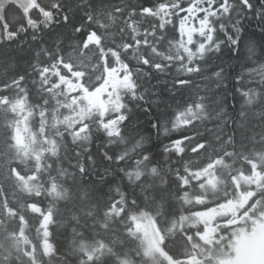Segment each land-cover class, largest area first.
I'll use <instances>...</instances> for the list:
<instances>
[{"label":"snow or ice","instance_id":"6c2138e0","mask_svg":"<svg viewBox=\"0 0 264 264\" xmlns=\"http://www.w3.org/2000/svg\"><path fill=\"white\" fill-rule=\"evenodd\" d=\"M199 2L209 6L205 0ZM241 2L251 11L249 0ZM210 3L214 7L215 0ZM172 7L160 0L155 5L130 8L123 19L131 28V18L137 13L142 19L152 16L159 21L157 9ZM175 7L178 11L174 20L144 27L143 39L122 42L120 51L127 59L119 57V61L129 74L128 61L136 59L130 55L134 47L148 50V55L141 54L139 59L144 68L160 69L162 65L153 64L149 56L166 55L175 44L188 53L191 63L195 55L191 46L197 45L195 34L203 36V32L193 28L186 47L180 40L179 21L187 19L194 3L178 0ZM52 8L63 12V23H69L61 3H54ZM36 11L42 13L39 23L48 21L45 27L55 22L52 9L37 6ZM123 12V8L115 7L85 13L84 24L72 26L75 38L69 40L67 52L59 47L63 43L60 40L54 52L45 49L44 61H40L39 52L35 54L31 72L12 71L9 75L6 70V79L0 81V114L4 117L0 123V264H226L235 255L241 232L264 226V137L261 149L238 151L235 132L211 138L199 134V139L197 135H182V130L191 128L201 116L207 118V106L202 102L187 106L174 117L175 135L162 148L160 157L140 151L132 166L125 168L127 157L117 155L127 187L123 183L108 184L103 203L92 200L90 190L82 187L79 199L81 204L88 202L87 208L73 204L71 185L77 183V173L80 182L85 179L87 168L83 162L72 164L75 171L69 182V169L64 167L61 153L67 157L69 145L83 139L82 133L91 136L97 106L89 102V97L103 90L102 106H106L117 91L107 83L109 74L125 76L118 70L117 47L103 46L105 37H111V44L116 45V32L109 29L119 27L115 20ZM105 16L111 23H104L101 17ZM199 18L197 14L195 19ZM25 23L36 25L31 10ZM170 28L175 30L171 34ZM221 28L228 35L223 25ZM119 31L124 28L119 27ZM211 32L196 49L201 58L215 38L214 27ZM12 36L15 38L16 33ZM148 37L154 39L149 41ZM228 39L237 53L242 46L246 53L247 66L237 82L247 77V83L259 85L243 89L242 95L249 97L252 93L259 99L264 88V52L254 41L244 40L243 29L235 37L228 35ZM215 50H219V44ZM193 70L199 71V66L188 68L189 72ZM220 74L215 73L217 77ZM248 102L252 103L251 98ZM122 107H117L113 120L120 118ZM101 116L107 126L108 117ZM164 134H169L167 129ZM74 155L79 157L80 152ZM105 157L112 159L107 153ZM29 159L30 166L26 163ZM87 159L94 163L93 157ZM81 213L91 221L93 239L87 242L82 227H77L83 224ZM100 230L110 239L102 238ZM68 256L75 259L68 260Z\"/></svg>","mask_w":264,"mask_h":264},{"label":"trees","instance_id":"16d2710c","mask_svg":"<svg viewBox=\"0 0 264 264\" xmlns=\"http://www.w3.org/2000/svg\"><path fill=\"white\" fill-rule=\"evenodd\" d=\"M39 1L41 3V0ZM56 2L61 3L63 11L69 15L68 24L62 21L63 12H56L52 8ZM159 2L160 0H50L47 5L55 15V22L48 27H45L47 20L39 23L40 19L36 12L31 13L36 25L25 23L17 6L9 2L0 12L6 19H10L9 16L18 17L15 22L9 20V27H7L11 33H16V37L13 38L12 35L7 34L5 39L0 41V81L6 79V70H9V75L12 71L31 72L33 62L36 60L35 54L39 52L40 61H44L45 49L50 53L54 52L60 40H63V43L59 47L67 52L69 40L75 38L72 26L84 24L85 13L95 12L100 8L110 10L121 7L124 9V12L115 20V25L123 27L124 31L121 33L119 27L109 29V31L116 32L117 43L112 45L111 37H105L103 46L105 48L117 47V53H123L125 56V53L120 51L123 48L122 42H132L136 37L143 39L141 29L146 26L151 28L152 25L150 17L142 19L137 13L131 18L133 24L129 28L128 23L123 19L127 17L128 10L130 8L139 9L145 4L155 5ZM166 2L174 6L178 0H166ZM190 2H198L202 8L205 7V3H200L199 0H179V3ZM205 2L209 4L207 7L211 6L210 0H205ZM249 3L252 5L251 11L241 0H215V11L211 13V21H214L215 41L217 40L219 44V50L209 55V61L202 65L201 75L196 78L195 84L185 86L181 91H175L172 95L164 82L157 80L155 84L150 83L151 86L149 90L147 89L150 93L149 97L146 95L142 102H135L130 111L126 112L127 120L118 134L109 135L103 129L101 119H99V124L95 122L98 118L96 114L92 117L91 136L85 132V136H82L84 138L76 145H69L67 157H64L63 152L61 153L64 167L69 169L66 172L69 182H71V173L75 171L72 164L83 162L87 168L85 179L80 182L79 173H77V183L71 185L75 197L73 204L77 208L81 206L87 208L88 202L81 204L79 199L82 187H87L91 192V199L100 203H103V197L107 194L108 184L123 183L127 187V180L120 171L122 166L116 162L117 155L127 157L123 164L125 168L132 166V161L140 151H148L155 157H160L162 148L168 145L171 136L175 135L172 132L174 117L184 112L187 106L197 102H202L207 106V118L202 116L200 121L191 128L183 129L182 135H197L199 139V134H203L205 138H211L214 135H227L235 132L238 151L242 148L253 147L261 149V137H264V88L260 89L259 99L252 93H249V97L242 95L243 89L259 88V85L247 83V77L237 82V77L247 66L246 53L243 46L237 53L228 39V35L235 37L239 34V30L243 29L244 40L254 41L264 52V32L261 31L264 29V0H249ZM89 4L92 5L91 9ZM211 7L214 10V7ZM156 16L160 17L156 23L168 22L164 20L162 8L157 9ZM101 19L106 25L111 23L106 16ZM221 25L227 30L228 35H225ZM94 26L95 24L85 25L86 28ZM173 31L175 30L169 29V32ZM91 52L94 53L95 49ZM218 71L221 74L217 77L215 73ZM201 97L204 98L203 101H200ZM249 98L252 100L251 104L248 102ZM3 119L4 117L0 114V123ZM166 129L169 132L168 135L164 134ZM0 136H2V130H0ZM88 148L91 149L90 152ZM77 150L80 152L79 157L74 155ZM105 153L112 156V159H106ZM89 156L93 157L94 163L88 161ZM69 161L72 163L70 164ZM81 219L83 224L77 227H82L83 239L87 242L93 239L91 221L83 213H81ZM64 235H67L66 231ZM100 235L104 239H110L105 236L103 230H100ZM32 238L35 239L34 233ZM67 259L74 260L75 258L68 256ZM57 264L61 262L58 261Z\"/></svg>","mask_w":264,"mask_h":264},{"label":"rangeland","instance_id":"374dc122","mask_svg":"<svg viewBox=\"0 0 264 264\" xmlns=\"http://www.w3.org/2000/svg\"><path fill=\"white\" fill-rule=\"evenodd\" d=\"M49 1L50 0H41L40 3L39 0H36V2L34 3L33 0H0V11L4 7H6L9 2H12L17 6L18 11L20 12V14H22L25 20L26 17L29 15L30 10L31 13L36 12L38 18L41 20L42 13L36 11L37 6L48 9L50 7L49 5H47ZM193 3L194 7L190 8L187 12V19L180 20L178 31L180 32V40L181 42L185 43L186 47L188 46L187 37L193 35V28H196L203 32V36L199 35V33L195 34L197 45L191 46L192 51L196 54L197 52H199L196 50L198 44L201 42H206L209 35H212L211 29L214 27V21H211V13L214 10H212V7L210 6L203 7L204 11L200 12V9H202L200 4L198 2ZM197 14H199V19H195ZM9 17L10 19H6V17L4 18V15L0 12V41L2 39H5L4 37L7 34L12 35V33L7 28L9 27L8 21L10 20V22H15L18 19V17ZM44 21H46V19ZM214 36L216 38V30ZM204 38H206V40ZM215 38L212 40L211 44L207 45L206 49L204 50L203 57L205 55L207 56L208 54L217 51L215 49L218 42L217 40L215 41ZM176 46H179V48L175 47L177 51L184 50L180 47L179 44H176ZM198 56L201 58V53H199ZM113 75V73L109 74L107 81L108 84H111L114 80ZM116 80V83L119 84V78H116ZM102 92L103 90H101V93L97 94L96 96L89 97V102L97 106L96 114L101 119L103 129L108 132V134L111 133V135H114L116 131L115 129H113L114 125H116L118 122H121L123 119L119 118L113 120L112 116L113 113L116 112L117 107L122 104V98H117L112 95L111 100L108 101L107 105L102 106L104 104ZM101 113L108 117L107 126H105L106 122L102 118ZM111 122H113V124H111ZM81 135L85 136V133H82ZM26 163L31 164L32 161L29 159ZM153 264H157V262L153 261ZM226 264H264V226H258L257 228L252 229L250 231H242L240 237L236 240L235 255L231 259H229Z\"/></svg>","mask_w":264,"mask_h":264},{"label":"flooded vegetation","instance_id":"af4514ba","mask_svg":"<svg viewBox=\"0 0 264 264\" xmlns=\"http://www.w3.org/2000/svg\"><path fill=\"white\" fill-rule=\"evenodd\" d=\"M176 11H178V9L175 7V5L172 8H163L162 12L164 20L166 22L169 20H174V14ZM149 17L151 18L152 24L156 23L155 17ZM169 33L171 34L172 32ZM132 38L133 37H131V39ZM153 39V37H149V41H152ZM204 39L206 40V38ZM175 47L179 48V46H176V44L170 46L167 49L166 55L162 54L160 56H149V59L153 64L160 63L162 65L160 69H155L154 67L144 68V65L139 63V59L141 54L148 55V50L144 49L142 46L139 49L134 47L131 50L130 55L135 56L136 59H129L128 61L129 64H131L130 74L128 73L126 66L119 61V57H124L127 59V56H124L123 53H117L118 70L124 71L125 76L121 78L117 74L113 73L114 80L112 81L111 86L117 90L113 92L112 95L117 98H122L123 110L119 114L121 115L120 118L126 116V112L130 111L132 106L135 105V102H142L146 95L149 97L148 94L150 93L147 91V89L149 86H151L150 83L155 84L157 80L164 82V85L169 87L172 95H174L175 91H181L185 86H190L196 83V78H199L201 75L202 65L209 61V55L213 52L207 56L205 55L202 58L198 56L200 52H197L193 56L191 63H189L188 53L184 52V50L177 51ZM180 57H183V59H180ZM197 65L199 66V71H188V68L191 67L195 69ZM115 76L117 79L119 78V84L116 83L117 80ZM126 120L123 119L121 122H118L116 125H114L113 129L116 130H114L115 134L120 132L121 126L124 125ZM113 122H111V124H113Z\"/></svg>","mask_w":264,"mask_h":264}]
</instances>
